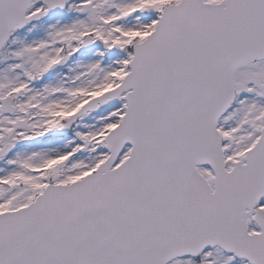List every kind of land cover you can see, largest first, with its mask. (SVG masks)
<instances>
[{"label": "snow or ice", "instance_id": "6c2138e0", "mask_svg": "<svg viewBox=\"0 0 264 264\" xmlns=\"http://www.w3.org/2000/svg\"><path fill=\"white\" fill-rule=\"evenodd\" d=\"M0 264H264V0H0Z\"/></svg>", "mask_w": 264, "mask_h": 264}]
</instances>
